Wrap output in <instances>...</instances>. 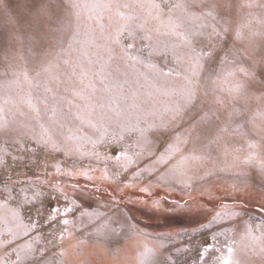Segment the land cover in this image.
I'll list each match as a JSON object with an SVG mask.
<instances>
[{
  "label": "rangeland",
  "instance_id": "obj_1",
  "mask_svg": "<svg viewBox=\"0 0 264 264\" xmlns=\"http://www.w3.org/2000/svg\"><path fill=\"white\" fill-rule=\"evenodd\" d=\"M73 2L63 0V6L58 7L57 0H52L50 19L35 16L32 0H12L0 10V156L7 162V166L0 165V187L5 181L22 182L29 177H39L50 184L59 181L64 186V193L42 186L44 195L40 199L44 210L40 217L35 212L31 214V218L41 225L42 246L47 248V256L58 255L63 249L64 264H138L142 259L139 238L133 233L118 234L103 242L90 235L94 233L96 222L81 213L91 211L100 213L107 220L123 214L147 233L150 240L163 234L166 247L160 259L163 260L173 247H187L180 259L191 264L198 260L197 249L211 242L213 231L232 227L228 221L215 222L210 229L201 226L211 220L222 202H233V196L226 195V192H231L230 186L234 182L240 183L241 174L249 177L251 187L246 192L234 194L239 197L236 203L255 214L257 220L254 223H258L259 204L264 201V176H261L255 160L251 164H245L243 160L250 151L255 152L256 159L264 160V0H158L160 9H150L149 4L135 3L134 0H120L121 4L129 3L130 6L122 10L134 18L133 26L144 21L145 27L155 33L159 25L152 17L159 11L163 17L178 19L182 29L192 37L193 44L211 50L214 57L195 86L194 104L188 107L179 95L184 86L182 77L162 79V87L169 90L167 94L153 90L149 97L145 95L147 85L140 72H133L119 61H113L106 68L108 79L125 82L119 117L107 109L85 107L84 101L72 95L73 89L84 88L79 78L81 67L88 73L85 83L89 79L95 80L98 89H102L96 73L108 56L105 34L120 22L117 6L109 9L103 5L95 8L88 5L76 9L71 7ZM177 4L180 6L175 7ZM101 15L103 29L95 19ZM77 28L81 40L86 43L65 53L62 50ZM223 57L226 59H221ZM158 63L165 67L164 58L161 57ZM49 65L52 71L45 73L43 69ZM49 88L51 91L46 90ZM134 91L137 93L135 97L132 95ZM87 94L92 97L93 105L107 102L108 94L101 90ZM30 97L36 102L47 100V104H40L39 116L29 106ZM68 99L80 105L86 116L113 130L118 131L121 124L129 120L135 124L137 117L141 126L153 122L161 131L152 130L149 139L158 150H163L174 134L187 137L188 142L179 145L176 160L193 151L207 156L191 168L192 187L171 192L160 187L151 189L150 194L141 193L139 187L156 181L154 175L145 173L133 181L139 187L125 188L124 183L131 180L135 166L118 177L120 183L56 174L54 166L57 163L62 169L104 167L94 159L68 157L32 143L40 123H49L48 114L53 106L58 109V119L67 121L71 118ZM203 113L207 115L201 118ZM224 126L228 132L219 133L220 138L208 151L205 145ZM84 131L94 135L91 128H84ZM125 136L126 144L136 140L132 134L126 133ZM34 147H37L35 153L28 150ZM87 147L91 148V145ZM98 150L112 155L120 149L105 143ZM13 156L23 159L13 160ZM147 162V159L143 160L140 167ZM108 168L110 174L118 171L113 163H109ZM209 169L214 174L201 181L200 177ZM93 175L99 177L100 171ZM209 187L213 191L212 198L205 194ZM27 196L31 198L32 193L28 192ZM161 197L166 198L165 209H172L174 201H189L191 210H159L153 206V200ZM52 207L60 210L55 220L50 215ZM66 207H71L72 211L64 214ZM64 219L72 223L64 225ZM235 226L237 232H229L238 241L233 246L234 258L240 259L242 264H260L259 257L241 249L239 233L243 230L242 224L237 221ZM218 239L221 253L211 255L227 256L226 237ZM170 240L174 243H169ZM143 259L150 264L152 257Z\"/></svg>",
  "mask_w": 264,
  "mask_h": 264
},
{
  "label": "snow or ice",
  "instance_id": "obj_2",
  "mask_svg": "<svg viewBox=\"0 0 264 264\" xmlns=\"http://www.w3.org/2000/svg\"><path fill=\"white\" fill-rule=\"evenodd\" d=\"M11 2L12 0H0V10H3L6 3ZM134 2L147 3L150 9H160L161 7L158 0H134ZM32 5L35 9L34 14L36 17L49 19L52 17V0H32ZM88 5H92L94 8L103 5L109 9L116 5L120 22L110 32L105 34V40L108 43V56L96 73V78L102 85V89H98L95 80L89 79L85 83L88 73L81 67L79 78L81 83L84 84V88L80 90L73 89V96L79 97L84 101L85 107L107 109L119 117L121 113L120 100L125 82L110 81L108 79L109 74L106 73V68L113 61H119L127 69L133 72H140L147 85L145 95L149 97L152 96L153 90L167 94L169 90L162 87V79L182 77L184 86L179 90V95L182 97L186 107L194 104L196 98L195 86L199 83L207 63L213 60L214 54L211 50L197 48L193 44L192 37L187 31L182 29L178 19L171 16L163 17L157 11L152 17L159 25L154 33L145 27L144 21L137 22L133 26L134 18L122 10L130 6L128 2L121 4L120 0H74L71 7L80 9ZM56 6L62 7L63 0H57ZM174 6L179 7L180 5ZM89 18L91 19L92 17ZM95 19L101 29H103V16L101 15ZM200 26L203 27V24ZM85 43V40H81L80 31L77 28L70 36L67 47L62 51L70 53L77 45L82 47ZM161 57L164 58V66L167 67L166 71L165 67H161L158 63ZM221 59H226V57ZM65 63H67V60H65ZM142 68L148 71H142ZM43 71L50 73L52 71L51 65L46 66ZM39 74L37 73V75ZM46 90L51 91L50 88ZM98 90L108 94L107 102L93 105L92 97L87 93L95 94ZM132 95L135 97L137 93L134 91ZM41 103L47 104V100L36 102L31 97L29 98V106L37 116H39L41 111ZM67 104L69 111L72 113L71 118L67 121L58 119V109L53 106L48 114L49 123H40L38 130L32 137V143L37 147L63 153L68 157H88L102 163L104 167L100 169L93 167L62 169L61 165L57 163L54 167L58 175L70 178L85 177L89 181L95 179L114 180L120 183L118 177L135 166L136 170L131 173V180L124 183L125 188L139 187L133 181L147 173L154 175L156 181L155 183L149 182L147 186L139 187L141 193L150 194L151 189L160 187H164L167 192L185 191L192 187L193 177L190 174L192 166L207 159L205 154L193 151L176 160L175 154L179 150V145L188 142L187 137H182L178 133L174 134L163 150L156 149L154 142L149 139V133L152 130H161L157 129L151 121L141 126L140 119L137 117L135 124L131 120L126 121L121 124L117 131L111 129L107 124L97 123L90 116H86L80 105L75 104L72 99H68ZM177 110H179V105H177ZM206 115L207 113H203L201 118ZM193 127H195V124ZM84 128H91L94 135H89L88 132L84 131ZM190 132L191 130H189V135ZM225 132H228L227 126L221 127L218 133L208 141L205 148L211 151L215 141L220 138L219 133ZM126 133L136 136V140L133 143H124ZM105 143L117 146L120 150L112 155L99 151V147ZM88 145H91V148H88ZM37 147L28 150L35 153ZM249 148H252V145H249ZM255 157V152L250 151L244 157L243 162L251 164L255 160L261 176H264V160H259ZM12 159L22 160L23 157L13 156ZM145 159L148 162L143 167H140L141 162ZM109 163H113L118 171L110 174ZM0 165L7 166L6 158L3 156H0ZM98 170L100 171V176L96 177L93 173ZM213 174L214 171L209 169L204 173L203 177H200V180L203 181L205 177H210ZM239 181V184L234 182L230 186L231 192H226V195L233 196V202L231 204L222 202L219 210L215 211L211 220L201 226L204 229H210L215 222L228 221L232 224V227L213 231L210 236L211 242L197 249L198 260H193L191 264H242L240 259L234 258L235 248L233 246L238 241L229 235V232H237L235 226L237 221H240L243 229L239 233L241 249L251 251L253 255L259 257L260 264H264V201L259 204V222L254 223L257 220V216L251 214L243 205L236 203L239 197L234 195L246 192L251 187L249 177L246 174H241ZM42 186L51 187L54 191L59 190L61 193L65 192L64 186L59 181L55 184H50L49 181L39 177L35 179L29 177L22 182L5 181L0 187V264H64L65 253L63 249L58 255L47 256V248L42 246L44 237L40 233L41 225L38 220L31 218L33 212L40 217L44 210L43 201L40 199L44 195L41 190ZM72 187L75 188L77 185H72ZM28 192L32 193L31 198L27 196ZM205 194L212 198V189L210 187L207 188ZM165 200L166 198L164 197L154 199L153 206L165 211L191 210L189 201L182 203L174 201L172 202V209H165L163 208ZM73 203L75 202L73 201ZM59 211V208L52 207L50 214L52 220H55ZM71 211V207H66L64 214ZM85 215L90 219H94L97 225L94 233L90 235H95L103 242L112 239L118 234L127 235L128 233H133L136 235L142 246V251L140 252L142 259L139 260L138 264H149L146 259H143L148 256L152 257L150 264H189L187 260L182 261L180 259L183 253L188 250L187 247H173L172 251L164 255L163 260H161L160 256L166 247L163 243V234L150 240L147 233L142 232L137 224L132 223L123 214L111 220L105 219L100 213L91 211L81 213V216ZM245 216L248 218L244 219ZM62 223L68 225L72 222L64 219ZM65 232H67V229H65ZM68 234L71 235V233ZM176 235L180 234L177 233ZM221 236L226 237L227 256L211 255L213 252L220 253L221 248L218 246L220 243L218 238ZM61 238H63V233H61ZM189 239H191L190 236ZM84 242L80 241V243ZM169 243H174V241L170 240Z\"/></svg>",
  "mask_w": 264,
  "mask_h": 264
},
{
  "label": "bare ground",
  "instance_id": "obj_3",
  "mask_svg": "<svg viewBox=\"0 0 264 264\" xmlns=\"http://www.w3.org/2000/svg\"><path fill=\"white\" fill-rule=\"evenodd\" d=\"M214 253V252H213ZM220 253H221V251H220Z\"/></svg>",
  "mask_w": 264,
  "mask_h": 264
}]
</instances>
